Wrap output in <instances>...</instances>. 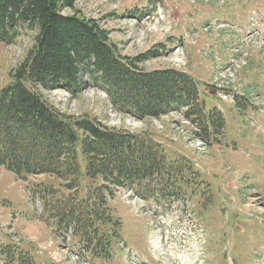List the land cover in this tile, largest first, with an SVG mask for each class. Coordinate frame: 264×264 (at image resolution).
Masks as SVG:
<instances>
[{"label": "rangeland", "instance_id": "374dc122", "mask_svg": "<svg viewBox=\"0 0 264 264\" xmlns=\"http://www.w3.org/2000/svg\"><path fill=\"white\" fill-rule=\"evenodd\" d=\"M67 2L64 17L99 27L140 73L191 77L206 116L186 118L182 108L137 119L115 106L87 63L77 96L38 86L67 115L152 136L172 162L170 182L179 180L122 188L84 176L76 194L56 177L0 168V242L9 252L0 264H180L184 253L191 264H264V0ZM38 31L24 25L13 41L0 42V91L32 56ZM73 194L91 204L104 199L120 221L113 232L101 224L105 242L86 239L64 215Z\"/></svg>", "mask_w": 264, "mask_h": 264}, {"label": "trees", "instance_id": "16d2710c", "mask_svg": "<svg viewBox=\"0 0 264 264\" xmlns=\"http://www.w3.org/2000/svg\"><path fill=\"white\" fill-rule=\"evenodd\" d=\"M67 6H72L67 0H0V42L13 41L24 25L39 29L32 56L15 71L16 81L0 91V166L17 176L51 175L76 194L84 176L122 188L153 180L161 186L176 184L179 178L174 179L175 175L170 182V172L165 171L172 162L152 136L108 129L90 117L67 115L50 104L38 86L77 96L86 85L80 69L87 63L94 69L90 71L93 80L108 89L122 112L139 119L187 108L186 118L203 120L206 115L197 104L196 82L176 70L140 73L133 60L118 55L99 27L87 19L64 17L61 9ZM202 124L206 130V123ZM218 126L224 128V121ZM76 194L66 201L64 215L86 239L105 242L107 230L102 231L101 224L107 222L113 232L111 228L117 229L120 221L104 199L91 204ZM4 249L0 242V256L9 253Z\"/></svg>", "mask_w": 264, "mask_h": 264}, {"label": "bare ground", "instance_id": "6f19581e", "mask_svg": "<svg viewBox=\"0 0 264 264\" xmlns=\"http://www.w3.org/2000/svg\"><path fill=\"white\" fill-rule=\"evenodd\" d=\"M192 249H193V248H192ZM168 250H169V249H168ZM168 250H167V251H168ZM173 251H174V250H171V252H170V250H169L170 253H172ZM171 255H172V254H171ZM193 255L196 256V254H193ZM169 256H170V255H169ZM187 257H188L189 259L191 258L190 256H187L186 253H184V254L180 255V256L177 258V261H179L180 264H188V261H189L190 264L193 263V260H192V259H190V260L188 259V260H187ZM172 258H174V256H172ZM170 260H171V259H170ZM170 260H169V261H170ZM186 260H187V261H186ZM171 261H172V260H171ZM171 261H170V262H171ZM170 262H169V263H170Z\"/></svg>", "mask_w": 264, "mask_h": 264}, {"label": "crops", "instance_id": "0c3cea01", "mask_svg": "<svg viewBox=\"0 0 264 264\" xmlns=\"http://www.w3.org/2000/svg\"><path fill=\"white\" fill-rule=\"evenodd\" d=\"M238 148H240V149H241V147H239V146H238Z\"/></svg>", "mask_w": 264, "mask_h": 264}]
</instances>
